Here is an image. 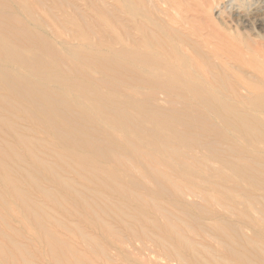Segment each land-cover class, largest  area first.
Wrapping results in <instances>:
<instances>
[{
    "label": "bare ground",
    "instance_id": "obj_1",
    "mask_svg": "<svg viewBox=\"0 0 264 264\" xmlns=\"http://www.w3.org/2000/svg\"><path fill=\"white\" fill-rule=\"evenodd\" d=\"M0 131L48 264H264V0H0Z\"/></svg>",
    "mask_w": 264,
    "mask_h": 264
},
{
    "label": "rangeland",
    "instance_id": "obj_2",
    "mask_svg": "<svg viewBox=\"0 0 264 264\" xmlns=\"http://www.w3.org/2000/svg\"><path fill=\"white\" fill-rule=\"evenodd\" d=\"M29 1H31V0H29ZM181 9L183 10L182 11V14L184 16L185 15H188L192 20L195 19L196 21H199L201 19L202 20H205L206 19V15L203 14L202 12H197V11H194V10L193 11L192 10L186 11V5L185 4H183V6L181 7ZM0 135H2L6 139H9V137H7L6 135H3L1 133V131H0ZM41 178H42L43 181H45V178H43V177H41ZM43 183H45V182H43ZM35 196H36V193H35ZM158 199L161 201V203L168 204V201L166 199H164L162 197L161 198H158ZM196 200L199 201L204 206H210L211 205V204H208L207 202L201 201V199H196ZM68 204H69V202H68ZM68 204L67 203H63V207H64V209H63V207H61V206L58 207L53 202H49L48 205H47L48 206V209L47 210H48V212L51 215H53V216H55V217H57L59 219H62L63 221H69L70 223L73 222V221H75L85 231L92 233L94 235V237L97 238L96 240L98 241V243H100V244L105 243V241L103 240V238L100 237L98 235V233L90 227V224L89 223H87L86 221H84L82 219H79L78 217H76L73 214L72 215H69L67 213L69 211L71 213H74V211L72 210L73 208L70 205H68ZM128 206L130 208V210H128V212H131V213L133 212L134 214L137 215V213L134 212L135 210H133L134 209L133 206H131L129 204H128ZM15 207L16 206L13 205V204H11L9 207H4L0 203V227L9 236H11L13 239H15L16 241H19V242L23 243L24 245H26V248H27V256L30 259H32L36 264H48L47 260L43 257L45 246L43 244L38 243L35 240V238H34L35 235H34V231H33L32 227L30 225H28L24 221V218L22 217V215H20V214L17 213V211L15 210ZM191 210H194V209L192 208ZM148 211H151V208L150 207H149ZM59 230H61V229H59ZM71 241L74 244L72 242L71 243L75 247L78 248V250L80 251V253H82V255L86 256L88 264H103L102 261H101V259H100V257H99V255L97 253L92 252L89 249H87L85 247V245L83 243H81V241H79L77 238L72 237L71 238ZM5 244L7 245V243H5ZM117 262H119L121 264H125L122 261H120L119 259H118ZM63 263L69 264L68 262H63ZM0 264H9V263H7V262H4V263L3 262H0Z\"/></svg>",
    "mask_w": 264,
    "mask_h": 264
}]
</instances>
